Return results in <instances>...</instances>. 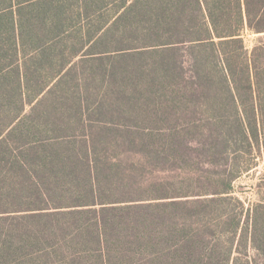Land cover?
<instances>
[{
  "label": "trees",
  "instance_id": "trees-1",
  "mask_svg": "<svg viewBox=\"0 0 264 264\" xmlns=\"http://www.w3.org/2000/svg\"><path fill=\"white\" fill-rule=\"evenodd\" d=\"M261 161L264 0H0V264H264Z\"/></svg>",
  "mask_w": 264,
  "mask_h": 264
},
{
  "label": "rangeland",
  "instance_id": "rangeland-1",
  "mask_svg": "<svg viewBox=\"0 0 264 264\" xmlns=\"http://www.w3.org/2000/svg\"><path fill=\"white\" fill-rule=\"evenodd\" d=\"M256 34H247L246 42L249 47H252ZM264 169V161H261L259 168L248 174L243 175L236 182V194L241 196L247 206H251L257 200V193L255 189V184L258 181L260 173Z\"/></svg>",
  "mask_w": 264,
  "mask_h": 264
}]
</instances>
